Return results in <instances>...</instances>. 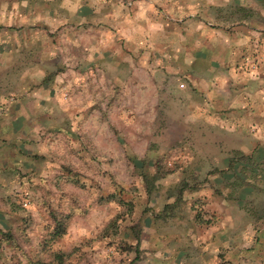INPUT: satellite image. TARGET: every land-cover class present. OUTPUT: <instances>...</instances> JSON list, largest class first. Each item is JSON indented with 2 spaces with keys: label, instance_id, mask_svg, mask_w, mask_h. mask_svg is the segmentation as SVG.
Here are the masks:
<instances>
[{
  "label": "crops",
  "instance_id": "obj_1",
  "mask_svg": "<svg viewBox=\"0 0 264 264\" xmlns=\"http://www.w3.org/2000/svg\"><path fill=\"white\" fill-rule=\"evenodd\" d=\"M3 69L24 82L0 90V239L7 195L56 171L49 133L108 155L116 123L151 171L99 264H264V0H0Z\"/></svg>",
  "mask_w": 264,
  "mask_h": 264
},
{
  "label": "rangeland",
  "instance_id": "obj_2",
  "mask_svg": "<svg viewBox=\"0 0 264 264\" xmlns=\"http://www.w3.org/2000/svg\"><path fill=\"white\" fill-rule=\"evenodd\" d=\"M250 67L254 68L255 64ZM18 70L3 69L0 73V90L3 87L7 88L6 92H11L6 96L9 100L21 94L13 90L16 84L23 85L24 82ZM35 74L38 75V69H31L32 81H36ZM53 75L45 74V77ZM178 87H182V83L179 82ZM71 93L65 90L61 97L69 99ZM97 97L96 107L106 113L102 105L108 96ZM112 104L118 103L109 100L106 105ZM118 129L116 123H111L113 135L106 142L110 147L108 155L98 153L90 145L81 126L78 139L49 133L48 146L56 148V152L48 147L47 156L56 165L52 166L56 171L44 185L32 182L7 195L9 210L15 215V229L1 234L4 245L9 242L12 246L0 249V264L101 262L103 251L112 247L111 241L118 235L120 216L129 209L126 195H134V183L140 176L149 178L151 171L147 167L143 171L136 170L125 160V140ZM77 141L83 147L89 144L95 151L88 155L72 153ZM99 144H104L102 139ZM56 222L64 229L57 237L52 235ZM103 237H109L110 241Z\"/></svg>",
  "mask_w": 264,
  "mask_h": 264
},
{
  "label": "trees",
  "instance_id": "obj_3",
  "mask_svg": "<svg viewBox=\"0 0 264 264\" xmlns=\"http://www.w3.org/2000/svg\"><path fill=\"white\" fill-rule=\"evenodd\" d=\"M156 176H157V174L156 175H154V178H156ZM64 233V229H62V227H60L58 224H57V222H56V225L54 226V229H53V233H52V235L53 236H60L61 234H63Z\"/></svg>",
  "mask_w": 264,
  "mask_h": 264
}]
</instances>
